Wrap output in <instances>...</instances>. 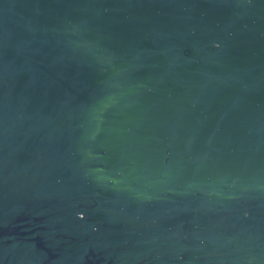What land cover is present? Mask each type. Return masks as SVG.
I'll use <instances>...</instances> for the list:
<instances>
[{
  "label": "water",
  "instance_id": "water-1",
  "mask_svg": "<svg viewBox=\"0 0 264 264\" xmlns=\"http://www.w3.org/2000/svg\"><path fill=\"white\" fill-rule=\"evenodd\" d=\"M0 264H264V0H0Z\"/></svg>",
  "mask_w": 264,
  "mask_h": 264
}]
</instances>
